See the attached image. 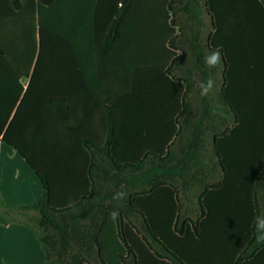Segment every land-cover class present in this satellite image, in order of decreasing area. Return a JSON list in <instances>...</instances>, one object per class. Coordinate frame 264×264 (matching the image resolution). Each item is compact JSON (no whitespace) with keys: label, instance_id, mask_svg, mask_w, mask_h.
<instances>
[{"label":"trees","instance_id":"obj_1","mask_svg":"<svg viewBox=\"0 0 264 264\" xmlns=\"http://www.w3.org/2000/svg\"><path fill=\"white\" fill-rule=\"evenodd\" d=\"M0 144L44 264H264V0H0Z\"/></svg>","mask_w":264,"mask_h":264},{"label":"crops","instance_id":"obj_2","mask_svg":"<svg viewBox=\"0 0 264 264\" xmlns=\"http://www.w3.org/2000/svg\"><path fill=\"white\" fill-rule=\"evenodd\" d=\"M201 18L206 24L201 32L208 36L211 33L209 18L202 9ZM142 54V61L145 56L146 61L139 65V70L149 73L154 63L155 48H143L139 56ZM206 54L209 52H204ZM0 193V200L10 207L30 205L42 195L41 183L26 161L14 150L1 144ZM44 261V251L30 228L17 224L8 227L0 225V264H44Z\"/></svg>","mask_w":264,"mask_h":264},{"label":"clouds","instance_id":"obj_3","mask_svg":"<svg viewBox=\"0 0 264 264\" xmlns=\"http://www.w3.org/2000/svg\"><path fill=\"white\" fill-rule=\"evenodd\" d=\"M221 52L219 50L213 51L204 56V64L210 70L212 68H218L221 65ZM215 85V81L209 77L206 80L200 82V94L202 96L207 95L210 91H212ZM126 192H117L113 196V199H124L126 198ZM110 217L113 220L118 219L119 212L117 210H113L110 213ZM253 235L255 238V243L257 245H264V215L254 217V231Z\"/></svg>","mask_w":264,"mask_h":264},{"label":"rangeland","instance_id":"obj_4","mask_svg":"<svg viewBox=\"0 0 264 264\" xmlns=\"http://www.w3.org/2000/svg\"><path fill=\"white\" fill-rule=\"evenodd\" d=\"M209 25V24H208ZM11 163V162H10ZM13 168V167H12ZM1 194V193H0ZM17 217V216H16ZM17 219H19V217H17ZM31 221H33V222H35V218H33ZM14 224H17V225H24V226H26V227H28V228H30L31 230H32V228L29 226V225H27V224H25V223H23V222H16V223H12V224H9V225H14ZM0 225H2V226H4V227H8L9 225H3V224H0ZM33 231V230H32Z\"/></svg>","mask_w":264,"mask_h":264}]
</instances>
